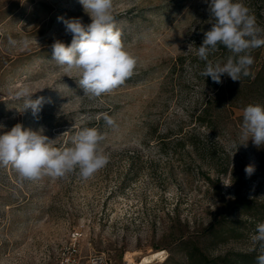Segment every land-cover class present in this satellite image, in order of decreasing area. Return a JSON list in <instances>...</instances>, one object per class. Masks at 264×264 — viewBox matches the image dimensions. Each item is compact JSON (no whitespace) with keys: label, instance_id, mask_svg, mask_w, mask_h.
<instances>
[{"label":"rangeland","instance_id":"1","mask_svg":"<svg viewBox=\"0 0 264 264\" xmlns=\"http://www.w3.org/2000/svg\"><path fill=\"white\" fill-rule=\"evenodd\" d=\"M243 3L264 29V0ZM113 5L125 48L138 62L123 85L93 98L83 95L76 70L65 72L51 59L55 40L72 39L58 17L91 23L79 0H0V135L17 123L42 127L53 147L64 148L79 129L96 127L108 157L87 179L79 169L22 179L0 165V264H55L75 231L83 233L80 264L95 256L141 264L156 252L163 253L148 264H187L182 240L210 258L254 252L251 235L264 222V146L240 145L241 125L247 105H264L263 90L245 77L224 78L216 90L200 75L205 64L196 49L211 28L205 0ZM252 51L264 57V47ZM25 88L33 99L51 101L36 116L17 95ZM103 112L116 127L97 119ZM243 201L250 208L235 211Z\"/></svg>","mask_w":264,"mask_h":264},{"label":"clouds","instance_id":"2","mask_svg":"<svg viewBox=\"0 0 264 264\" xmlns=\"http://www.w3.org/2000/svg\"><path fill=\"white\" fill-rule=\"evenodd\" d=\"M205 2L208 3L211 28L204 32L203 42L196 49L198 59L205 62L200 75L211 77L217 84L222 83L221 77L225 74L233 81H241L242 77L251 74L252 50L264 47V29L257 25L255 16L243 0ZM79 3L91 23L84 24L78 17H58L72 39L67 45L55 40L51 45V59L65 72L76 70L83 95L99 98L123 85L132 76L138 61L126 50L122 33L116 27L113 0H79ZM29 43L25 39L23 48L26 49ZM220 46L231 53L226 62L209 59ZM34 93L25 88L17 95L24 98V110L31 109L36 116L44 103L51 101H46L43 96L33 99ZM101 118L109 127H116L115 119L107 112L97 116L98 120ZM3 128L0 124V129ZM43 132L42 127L33 130L17 123L0 135V165H11L22 179L36 180L45 175L63 177L75 169L87 179L108 163L107 155L100 150L105 135L96 127L79 129L72 137V146L64 148L53 147V141ZM241 137L246 143L240 145L246 146L251 140L257 147L264 146V105L249 104L243 109ZM253 171L252 166H246L248 175ZM251 241L254 245L251 250L257 253L256 264H264V222L257 223Z\"/></svg>","mask_w":264,"mask_h":264},{"label":"trees","instance_id":"3","mask_svg":"<svg viewBox=\"0 0 264 264\" xmlns=\"http://www.w3.org/2000/svg\"><path fill=\"white\" fill-rule=\"evenodd\" d=\"M230 54L231 53H229L225 47L220 46L219 50L213 55L229 56ZM251 55L254 57V63L251 66V74L248 77H245L247 79L245 82H247L248 85L258 86L264 92V57L262 59L257 55L256 57L255 51H252ZM227 77L228 76L225 74L221 77V79L223 80ZM206 78V84L208 86H210L212 89L220 90L221 83L217 84L213 82L211 77ZM207 112L208 109L204 111V113ZM249 208L250 202L243 201L241 203L237 202L234 210H248ZM181 245H187L184 249L187 264H256L257 253L255 251L252 253H227L224 256L210 258L200 247H198L196 243L188 245L187 241L182 240Z\"/></svg>","mask_w":264,"mask_h":264},{"label":"built area","instance_id":"4","mask_svg":"<svg viewBox=\"0 0 264 264\" xmlns=\"http://www.w3.org/2000/svg\"><path fill=\"white\" fill-rule=\"evenodd\" d=\"M1 71V70H0ZM83 233L81 231H75L71 236V246L68 253H64L60 260H57L55 264H80L79 262V249L78 243L82 238ZM91 264H105V260L101 256H95L91 259Z\"/></svg>","mask_w":264,"mask_h":264},{"label":"bare ground","instance_id":"5","mask_svg":"<svg viewBox=\"0 0 264 264\" xmlns=\"http://www.w3.org/2000/svg\"><path fill=\"white\" fill-rule=\"evenodd\" d=\"M163 252H156V253H153V254H149L147 256H145L142 260V263L141 264H148V263H152L155 261L156 257L159 255V254H162ZM132 261V260H131ZM133 263V261L131 262Z\"/></svg>","mask_w":264,"mask_h":264}]
</instances>
